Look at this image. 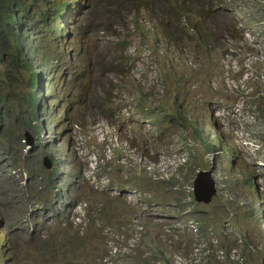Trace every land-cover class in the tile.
I'll use <instances>...</instances> for the list:
<instances>
[{
	"label": "rangeland",
	"instance_id": "1",
	"mask_svg": "<svg viewBox=\"0 0 264 264\" xmlns=\"http://www.w3.org/2000/svg\"><path fill=\"white\" fill-rule=\"evenodd\" d=\"M150 1L152 7H146L149 14L147 22L162 31L173 0ZM86 2L88 6L76 26L77 35L82 37V45L73 59L69 54L59 59V89L65 98L61 104L68 112V133L78 150L70 155L67 170L71 172V177L64 176L66 172L62 171L63 174L57 176L56 183L51 187L64 188L68 196L86 204L89 222L90 215H95L98 206L103 203L95 195L100 193L99 190L113 195L110 189L116 186L129 190L141 189L151 193L162 206L158 210L150 209V220L151 213L155 211L166 213V210H173L179 213L180 207L186 211L192 204V195L187 193L186 188L192 185L200 168H208L214 162V172L218 178L229 175L223 191L237 193L247 201L245 206L237 207L235 222L248 229L257 243L262 245L256 252L247 251L246 264H264V228L257 217V212L264 214V171L257 164L258 157L263 156L264 151L251 156L245 153L241 158L230 157L222 150L208 149L196 131L199 126L205 127V134L208 128L211 134L221 132V129L225 133L224 138L231 141L229 128L222 124L223 112H228L235 101L227 93L224 83L223 51L226 46L220 50L223 53L218 54L219 62V56H210L206 51L199 50L198 45L175 23L170 25L169 30L177 38L182 51L196 61L197 68L191 69L185 65L183 57L179 59L174 55L179 53V47L168 44L170 55L163 54L164 49L160 47L162 41L157 42L156 36L146 34L143 27L137 25L136 15L140 14H135L126 0L121 1L118 8L109 7L100 0ZM253 3L249 20H264V3L262 0H254ZM194 5L204 11L205 24L213 35L216 19L225 27L235 26L233 17L221 14L220 0H195ZM140 11L144 19V8ZM215 37L218 39L217 45L226 44L220 35ZM176 85L181 86L180 91H175ZM256 86L261 87L262 83H256ZM257 94L258 90L252 92L248 101L264 104V91L260 99ZM254 135L264 145V122ZM6 137L5 142L10 145L14 136L8 133ZM208 138L216 147L217 140H212L210 136ZM16 146L17 142H13L14 150ZM132 148L140 156L145 154L153 165L159 163L169 180L155 181L145 176H135L129 160H132ZM28 154L24 156L18 151L11 155L5 146L0 145V209L11 234L14 264H28L27 250L33 245L29 243L31 234L26 226L32 218H37L36 229L39 230L37 235L40 236L41 245L49 238L48 227L57 221L52 211L43 214L40 203L33 197L30 200L33 194L39 195L46 206L47 200L55 203L56 195L48 188L49 168L42 165L43 149L36 147ZM26 169H32L33 174L39 175L33 184L37 185L35 188L30 189V178L24 186L25 174L28 173ZM14 170L21 173L20 177L14 175ZM249 174L255 176L260 198L254 195V190L245 181ZM127 204L132 207V216L138 213L136 205ZM231 209V203L219 194L211 204L203 205L197 212L195 208L188 210V215L207 219L219 229ZM121 219V223H128L130 218L123 212ZM94 221H97L95 217ZM172 223L168 219L159 220L151 236L160 235L165 225L172 227ZM188 238L191 243L185 245L183 240L187 243L190 241ZM101 243L106 250L105 237ZM192 244L193 239L187 232L178 234L176 247H182L184 252L189 253ZM143 249L141 253L147 258L149 255Z\"/></svg>",
	"mask_w": 264,
	"mask_h": 264
},
{
	"label": "clouds",
	"instance_id": "2",
	"mask_svg": "<svg viewBox=\"0 0 264 264\" xmlns=\"http://www.w3.org/2000/svg\"><path fill=\"white\" fill-rule=\"evenodd\" d=\"M121 1L125 0H100V2L108 4L109 7L116 6L117 8ZM181 1L173 0L171 2L162 31L154 27L151 22L150 24L147 22L146 18L149 14L146 7L149 5L152 7L150 0H126V3L132 5L135 14H140L136 15L137 25L142 26L146 34L152 33L156 36L157 42L162 41L160 47L164 49V55H170L168 44L177 46L180 50L179 53L174 55L178 56L179 59L183 57V62L188 68L196 69V61L192 56L182 51L177 38L169 30L170 25L175 23L171 17L173 8L178 5L182 6ZM194 1H187L190 12L184 16L182 14V22L175 24L190 40L198 45L199 50L206 51L210 56H219V62L220 55L224 52V83L227 93L235 98L232 108L226 113L222 111V124L226 129L229 128L227 130L231 134V141L224 138L225 133L221 129V132L211 134L208 128L205 134V127L199 126L196 131H198L201 141L207 145L205 146L208 149L210 147L213 151L216 149L222 150L230 157L234 155L241 158L245 156V153L251 156L255 152L264 151V145L257 141L254 135L256 129L262 128L264 122V104L260 101H248L249 95L255 90H258L257 97L259 99L264 91V20H249L251 17L250 9L254 7V0H220L219 9L222 11L221 14L233 17L235 26L225 27L216 19L212 31L215 36L220 35L226 43L219 46L216 44L218 39L205 24L204 11L196 7ZM262 3H264V0H262ZM87 6L86 0H0V145L5 146L7 152L11 155H15L20 151L25 154L24 156H29L28 153L36 147L42 148L44 152L42 165L54 173L52 180L49 171L47 174L50 186L56 183L55 180L58 175L63 174L62 171L66 172L64 176L71 177V172L67 170L70 164V155L72 151L78 150L74 147L68 133V112L64 111L61 104V101L65 98L59 89V59L68 54L73 59L76 50L81 47L82 37L77 35L76 26ZM143 8L145 10L143 11L144 19L140 11ZM119 10L123 11L120 8ZM185 17L195 21V30L186 25ZM1 23L5 25V28H2ZM167 29L174 39L166 36L165 30ZM228 31L230 32L227 33ZM225 46L226 49L220 53V50ZM256 83H262V86L257 87ZM178 85H176L175 91L181 90V86ZM14 92L17 94L15 97L11 96ZM241 95H245V101H248L249 105L241 102ZM215 105L220 106L219 103H215ZM253 105H256L255 109L252 108ZM211 117L213 116L211 115ZM8 133L14 136L10 145L5 142ZM209 136L212 140H217L216 147L212 146L213 141L209 140ZM13 142H17V149L15 148V150L12 148ZM213 145L215 146V144ZM140 155L136 149L132 148V160L131 158L129 160L132 162L135 176H145L155 181L169 180L167 175L164 174L165 169L162 166L160 167L159 163L153 165L147 160L145 154ZM245 159L247 158L245 157ZM47 164L51 166L48 167ZM257 164L264 171V155L258 157ZM214 165L213 162L210 167L200 168L198 172L201 170L212 171L217 187L212 202L216 196L222 194L232 205L228 217L222 222L219 229L212 226L207 219H199L197 216L188 215V210L191 211L195 208V212H197V209L199 210L203 205L212 203L204 204L195 200L194 180L198 172L192 185L186 188L187 193L189 192L192 195V204L189 205L188 209L185 211L180 207L179 213H175L173 210H166V213L155 211L151 213L150 220L148 214L150 209L158 210L162 208L151 193L132 188V190L140 191L145 195L144 202L139 204L132 201L130 195L132 190L117 186L112 187L110 190L113 191L111 193L113 195L111 196L121 197L127 203L136 205L139 210L137 214L131 216L128 223L120 222L111 225L104 224L102 220L97 218L98 214L96 212L95 219L97 221H95V224L97 227H103L106 237V252L102 258L103 264H107L105 257L109 251L108 240L113 233H119L125 237L126 241H131L132 235L139 232L137 216L142 217L145 233H142L143 239L135 246L137 251L135 256L132 258V253L126 256L125 262L127 264H174L170 257L173 254L181 255L183 261L187 264L196 237L185 226V222L190 219L198 222L200 233L209 240L206 248L211 249V254L207 260L205 258L202 260L205 264H246L247 251L256 252L261 249L262 245L257 243L248 229L235 222L234 215L237 207L240 205L245 206L247 201L242 200L237 193H225L223 191L225 184L228 182L225 181L229 178V175H220L218 178V175L214 172ZM19 170L21 171V169ZM26 170L25 172L28 173L25 174L24 186L28 178H30V182H36L39 176L34 174L32 177V169ZM13 173H16V171L14 170ZM20 174L16 173L14 175L20 177ZM249 175L253 177V180L249 181L248 185L254 190V195L258 196L255 176L253 174ZM247 176L245 177L246 182ZM99 191L109 194L104 190ZM54 192L57 193V206L59 209L67 213L69 218L71 217L70 220L73 221L74 227L80 233H84L90 224L87 219L86 204L79 202L75 197L68 196L64 188H55ZM258 198L260 197L258 196ZM70 199H73L74 202L69 201ZM79 206L82 207L84 215L79 214ZM98 208L100 209V206ZM169 211L172 213H169ZM80 215L79 220L78 216ZM257 217L264 228V214L259 215V212H257ZM158 219L171 220L173 222L172 227L165 225L160 235L152 237L151 233L154 225L159 222ZM160 225H163V223ZM26 228L30 234L35 232L34 217ZM184 231L193 239L189 253L184 252L181 249L182 247H176L178 234H182ZM10 235L3 212L0 209V264H14ZM188 240L190 239L188 238ZM183 242L186 245L190 244L191 240L187 243L185 240ZM143 248L145 254L149 255L147 258L141 253ZM162 248L164 254L160 253ZM139 252L143 256H140ZM193 264L196 263L193 262Z\"/></svg>",
	"mask_w": 264,
	"mask_h": 264
},
{
	"label": "trees",
	"instance_id": "3",
	"mask_svg": "<svg viewBox=\"0 0 264 264\" xmlns=\"http://www.w3.org/2000/svg\"><path fill=\"white\" fill-rule=\"evenodd\" d=\"M188 0H182V6L178 5L173 8L171 17L174 19V22L180 24L184 15L188 14ZM179 7V8H178ZM183 14V16H181ZM185 23L187 26H190L195 30L196 23L191 18L185 17ZM2 28H5V25L1 23ZM165 34L168 38L174 39L173 35L167 29ZM204 43V42H202ZM15 92L11 96H16ZM50 179L54 173L49 171ZM33 177L34 174H31ZM253 177L247 176V183L251 182ZM35 182H32L30 189L34 186ZM40 183H38L39 185ZM51 192L54 189L48 185ZM42 191L44 189H41ZM32 191V190H31ZM41 193V192H40ZM57 196V193L54 192ZM35 201L39 202L43 208V213H47L49 210L53 212L56 216L55 225L51 224L49 228V238L43 241V245L40 244L39 238L37 235V230L32 232L29 243H32V247L28 248V264H103L102 258L106 252L104 244L101 243V239L105 237L103 232V227H97L94 221L96 215L90 216V224L84 233H80L73 224V221L70 220L69 215L57 206V197L54 199L55 203L51 200H47L46 206L42 203L43 199L33 194ZM97 200L103 201L100 209L96 210L97 218L103 221L104 224H116L122 221L121 215L123 212L131 218L132 208L127 204V202L121 197L111 196L108 193L100 192L95 194ZM29 197V196H28ZM73 201L70 199L69 201ZM201 206V205H200ZM123 208V210H121ZM35 224L38 222L34 217ZM92 221V222H91ZM39 226V224L37 223ZM39 231V230H38ZM106 238V237H105ZM35 242L37 244H35ZM35 244V246H34Z\"/></svg>",
	"mask_w": 264,
	"mask_h": 264
},
{
	"label": "built area",
	"instance_id": "4",
	"mask_svg": "<svg viewBox=\"0 0 264 264\" xmlns=\"http://www.w3.org/2000/svg\"><path fill=\"white\" fill-rule=\"evenodd\" d=\"M241 100H242L241 102L244 103L245 105L248 104V101H245L246 100L245 95H241ZM252 108L255 109L256 105H253ZM130 195L132 197V201L138 202L139 204L144 202L145 195L142 192L137 190H132V192L130 191ZM78 209H79V214L81 213L82 215H84V213L82 212V207L79 206ZM80 217L81 215L78 216L79 220ZM137 219H138L139 232L132 235L131 241H126L124 239L125 237H123L119 233H113L110 236L108 240L109 251L105 257V261L107 264H127L125 262L126 256L131 253H132V258L135 256V254L137 253L135 246L143 239L142 233H145L142 217L137 216ZM185 226L189 230H191L196 236L193 251L186 263L193 264V262H195L196 264H205L202 260L204 258L207 260L211 254V249L206 248L207 244L209 243V240L200 233L199 225L196 220L194 219L188 220L187 222H185ZM160 253L164 254L163 248ZM171 253H175V252H171ZM170 257L173 260L174 264H185L181 255L173 254L170 255Z\"/></svg>",
	"mask_w": 264,
	"mask_h": 264
},
{
	"label": "water",
	"instance_id": "5",
	"mask_svg": "<svg viewBox=\"0 0 264 264\" xmlns=\"http://www.w3.org/2000/svg\"><path fill=\"white\" fill-rule=\"evenodd\" d=\"M50 167V164H47ZM217 192L216 182L211 170H201L194 180V197L199 203L209 204Z\"/></svg>",
	"mask_w": 264,
	"mask_h": 264
}]
</instances>
